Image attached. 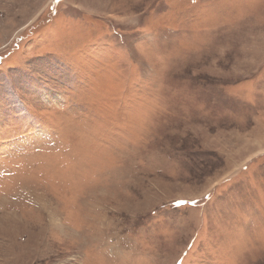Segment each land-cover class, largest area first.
I'll return each instance as SVG.
<instances>
[{"label": "rangeland", "instance_id": "rangeland-1", "mask_svg": "<svg viewBox=\"0 0 264 264\" xmlns=\"http://www.w3.org/2000/svg\"><path fill=\"white\" fill-rule=\"evenodd\" d=\"M0 264H264V0H0Z\"/></svg>", "mask_w": 264, "mask_h": 264}]
</instances>
